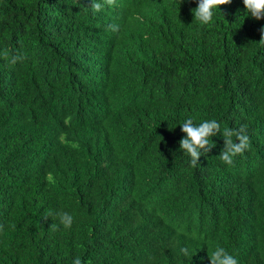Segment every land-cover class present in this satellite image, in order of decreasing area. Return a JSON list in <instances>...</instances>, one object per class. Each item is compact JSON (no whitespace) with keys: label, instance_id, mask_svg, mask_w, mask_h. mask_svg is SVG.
I'll return each mask as SVG.
<instances>
[{"label":"trees","instance_id":"obj_1","mask_svg":"<svg viewBox=\"0 0 264 264\" xmlns=\"http://www.w3.org/2000/svg\"><path fill=\"white\" fill-rule=\"evenodd\" d=\"M88 1L0 0V264H179L181 248L210 264L217 246L264 264V18L242 0L208 25L198 0ZM188 118L220 124L195 167ZM241 125L251 144L228 166L222 133Z\"/></svg>","mask_w":264,"mask_h":264},{"label":"clouds","instance_id":"obj_2","mask_svg":"<svg viewBox=\"0 0 264 264\" xmlns=\"http://www.w3.org/2000/svg\"><path fill=\"white\" fill-rule=\"evenodd\" d=\"M98 1V2H97ZM245 11L255 20L264 18V0H242ZM231 0H198L197 7L193 10V17L202 25H208L213 21L214 11H218L221 6L229 5ZM87 7L91 8L94 12L103 10L105 5H115V0H89L86 3ZM135 17V16H134ZM78 20V23L82 24L87 30H91V19L85 15H78L74 21ZM112 31H119L118 25H110ZM90 29V30H89ZM261 38L260 43H264V28L260 29ZM89 38H93L88 34ZM3 56L5 59L9 58L8 50H4ZM26 59L24 54H16L9 60L10 64H16L18 61ZM181 131L185 134L184 138L179 141V148L191 158V165L195 167L198 160L203 153H207L212 147H210V138L220 133V124L217 120L211 119L201 122L199 125H195L191 118L186 119L182 126ZM224 140V147L219 155V159L228 166L233 165L234 157L242 155L245 150L250 147L251 141L247 135V125H241L238 129L225 127L222 133ZM235 137V141L233 139ZM237 182L238 186L246 180V174L240 170L238 172ZM223 189L217 188L215 192H221ZM48 216L53 215L52 212L47 214ZM59 217L60 224L65 229L71 228L73 224V216L68 212L56 213ZM114 218L113 214H101L91 216L89 220V229L91 231L102 232L105 231L107 220ZM47 219V216L45 217ZM15 227L14 225L12 226ZM53 229L56 225L51 226ZM0 231H3V225H0ZM186 235L191 240H199L205 238L201 231H189ZM181 252L185 255H179V264H185L189 260L188 249L181 248ZM210 264H238L237 258L230 254L224 247L217 246L208 257ZM72 264H82L80 257H76Z\"/></svg>","mask_w":264,"mask_h":264}]
</instances>
